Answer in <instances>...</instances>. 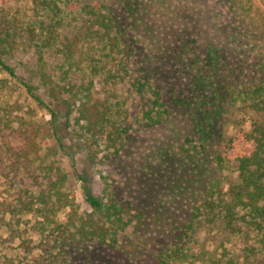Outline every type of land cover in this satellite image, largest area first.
I'll list each match as a JSON object with an SVG mask.
<instances>
[{
	"label": "trees",
	"instance_id": "trees-1",
	"mask_svg": "<svg viewBox=\"0 0 264 264\" xmlns=\"http://www.w3.org/2000/svg\"><path fill=\"white\" fill-rule=\"evenodd\" d=\"M28 1L23 18L19 12L0 15V73L16 75L5 57L26 42L37 54L35 77L65 114L49 109L45 123L13 111L0 116V174L10 185V176L24 181L12 199L0 194V228L7 226L6 216L40 212L55 224L53 247L41 249L55 257L50 264H75L72 257L91 244L115 249L134 218L141 227V210L131 217L117 191L104 198L87 194L90 210H76L64 190L67 175L52 158L69 148L71 132L91 150L104 146L118 155L131 144L135 127L169 126L179 137L188 120L204 154L183 155L181 166L194 167L190 184L204 183V191L193 193L191 220L170 232L155 264H241L225 247L240 236L256 238L264 252V17L251 18V0L228 2V21L220 12L223 0H208L197 15L184 5L173 10L168 25L155 23L151 8L137 0ZM139 26L147 46L131 31ZM49 59L58 62L53 73ZM76 74L89 80H76ZM23 84L46 106L31 82ZM231 167L233 173H225ZM69 208L66 223L54 220ZM213 228L222 239L221 255L204 241L196 245V235ZM245 251V258L256 256Z\"/></svg>",
	"mask_w": 264,
	"mask_h": 264
},
{
	"label": "rangeland",
	"instance_id": "rangeland-1",
	"mask_svg": "<svg viewBox=\"0 0 264 264\" xmlns=\"http://www.w3.org/2000/svg\"><path fill=\"white\" fill-rule=\"evenodd\" d=\"M137 1L142 7L146 5L151 8L150 17L155 23L168 25L170 24L168 20L172 18L175 8L181 10L184 5H188L194 15H197L200 6L202 4L207 6L208 0ZM228 2L231 0L222 1L220 11L221 16L226 20L230 18L229 10L226 8L229 7ZM251 4V18H263L264 1L251 0ZM29 7L28 0H0V15L6 11L11 15L19 12L20 17L23 18ZM159 7L163 8L167 14L160 13ZM117 9H123V6L120 5ZM120 17L123 16L120 15ZM175 25H179L176 20ZM131 31L137 38L140 36L144 42L142 44H145L144 30L140 26L134 32L133 29ZM259 50L260 48H257L256 52ZM5 60L15 70L16 75L0 73V80H4L6 84L3 87L0 83V116L4 114V111L7 113L13 111L14 115H23L45 123L51 118L49 109L57 108L63 115L65 114V109L49 97L48 92L42 88L39 78L34 75L38 63L37 54L32 47L23 42L13 54L6 56ZM48 61L49 65H52L49 72L57 71L58 62L54 59ZM75 77L76 80H89L87 74H76ZM162 80H165V77ZM22 81L31 82V85L36 87V93L46 106H40L30 96ZM172 82L181 83L180 80ZM119 89L121 94L126 92L124 87ZM96 90L99 93L104 90L99 79L96 80ZM16 107H20L21 110H15ZM61 120L64 121L63 117ZM186 122L189 128L181 130L179 137L176 136L175 128L169 126L147 131H139L140 128L137 126L134 131L138 132L133 134L131 144H126L118 155H114L113 149L108 150L104 146L91 150L86 146V139H80L76 136L77 134L71 132V138L66 140L69 148L66 152L60 151L52 159L67 175L64 190L74 208L80 212L89 211L90 207L86 202L87 194L104 198L112 191H117L120 198L129 204L131 217H137L141 210L143 221L138 228L137 219L134 218V222L121 234L115 249L91 244L88 252L80 251L70 261H75V264H155L157 254L163 250L172 235L170 232L183 228L191 220L193 193L204 191V183H195L196 188L190 184L191 176L192 181L196 180L192 172L194 167L190 170L188 167L181 166L185 163V159H181L183 155L202 159L204 154L199 144L200 133L193 129V125L188 120ZM249 127L248 123L246 129ZM229 135H234L231 127ZM183 141H185L184 146ZM92 151L98 155L94 156L95 152ZM233 169L234 167H231L225 173H233ZM152 171L157 173V176L152 175ZM12 178L13 176H10L13 186L9 184L6 177L0 176L2 199L7 197L12 199L13 191L20 188L18 183L24 182L11 180ZM159 180L163 181V186L158 184ZM70 211V208L61 211L53 218L58 223H66ZM4 223L7 226L0 228V264L56 263L52 254L41 250L44 247H53L56 235L55 224L46 221L40 212L26 213L18 217L6 216ZM218 232L217 228L211 231H200L195 237L196 245L199 246L204 241L207 247H211V251L217 250L218 255H221L223 253L222 239ZM225 245L228 254L235 257L241 264L247 261L250 264H256L259 262L258 259L264 261V252L256 238L246 240L243 236L232 237L229 242H225ZM247 248L253 249L256 256L245 258Z\"/></svg>",
	"mask_w": 264,
	"mask_h": 264
}]
</instances>
